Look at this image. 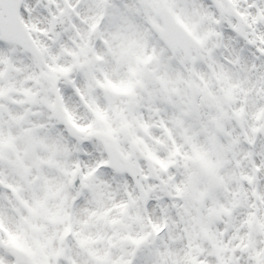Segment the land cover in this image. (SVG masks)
I'll list each match as a JSON object with an SVG mask.
<instances>
[{"label": "snow or ice", "instance_id": "obj_1", "mask_svg": "<svg viewBox=\"0 0 264 264\" xmlns=\"http://www.w3.org/2000/svg\"><path fill=\"white\" fill-rule=\"evenodd\" d=\"M0 264H264V0H0Z\"/></svg>", "mask_w": 264, "mask_h": 264}]
</instances>
